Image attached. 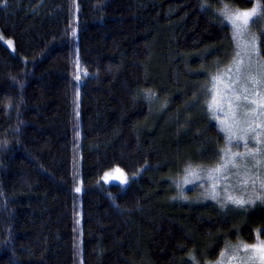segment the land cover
Returning <instances> with one entry per match:
<instances>
[{"label":"trees","instance_id":"16d2710c","mask_svg":"<svg viewBox=\"0 0 264 264\" xmlns=\"http://www.w3.org/2000/svg\"><path fill=\"white\" fill-rule=\"evenodd\" d=\"M260 1L264 19V0H0V264H214L264 243V198L192 176L228 147L209 90L244 53L223 13ZM115 168L127 186L103 183Z\"/></svg>","mask_w":264,"mask_h":264},{"label":"rangeland","instance_id":"374dc122","mask_svg":"<svg viewBox=\"0 0 264 264\" xmlns=\"http://www.w3.org/2000/svg\"><path fill=\"white\" fill-rule=\"evenodd\" d=\"M261 4L262 1L254 7L256 9L254 15L252 14L254 8L247 11L226 8V13H223L240 43L239 52L244 53L225 74L215 76L217 79L215 78L209 90V107L220 127L224 129L222 130L226 134L228 147L220 167L197 170L199 173L192 175L203 179L202 183L206 181L204 197L221 200L224 198L221 186L231 185L227 193L234 191V196L242 205L249 203L244 199L247 196L264 198V19L261 18L263 15L260 10ZM243 12L249 13L247 24L243 22L244 17L237 19L238 14ZM258 18L263 19L260 21V35L253 29L254 24L259 21ZM4 41L8 47L15 50L12 41ZM259 48L261 52L258 51ZM254 59L256 64L252 65ZM239 61L241 64L243 61V66L240 70L233 71L238 67ZM74 77L76 83L80 81V72L75 71ZM77 91H80L79 87ZM79 138L80 133L75 131L76 142ZM255 141V145H252L251 143ZM79 145L80 143H77V151ZM131 179L132 177L122 169L115 168L107 172L102 181L106 185L127 186ZM243 182L246 183L242 184ZM214 264H264V243L229 247Z\"/></svg>","mask_w":264,"mask_h":264},{"label":"snow or ice","instance_id":"6c2138e0","mask_svg":"<svg viewBox=\"0 0 264 264\" xmlns=\"http://www.w3.org/2000/svg\"><path fill=\"white\" fill-rule=\"evenodd\" d=\"M256 13V9L254 8L253 10H252V14L254 15ZM249 16V13H247V12H243V13H239L238 14V16H237V19H239L240 17H244L245 19H244V23L245 24H247V17Z\"/></svg>","mask_w":264,"mask_h":264}]
</instances>
